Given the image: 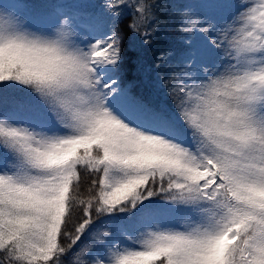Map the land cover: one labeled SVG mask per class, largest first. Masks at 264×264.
<instances>
[{
  "label": "snow or ice",
  "instance_id": "1",
  "mask_svg": "<svg viewBox=\"0 0 264 264\" xmlns=\"http://www.w3.org/2000/svg\"><path fill=\"white\" fill-rule=\"evenodd\" d=\"M165 14L171 106L124 82ZM0 264H264V0L0 3Z\"/></svg>",
  "mask_w": 264,
  "mask_h": 264
},
{
  "label": "trees",
  "instance_id": "2",
  "mask_svg": "<svg viewBox=\"0 0 264 264\" xmlns=\"http://www.w3.org/2000/svg\"><path fill=\"white\" fill-rule=\"evenodd\" d=\"M5 0H0V3ZM20 5L23 16H30L34 10L44 4H73L78 0H7ZM93 4H102L103 0H88ZM206 0H162L165 4H200ZM130 22V21H128ZM128 62L125 67L124 82L130 85L134 95L156 105L171 106V97L167 94L168 69L161 65L159 57L166 51L179 52L185 46L184 37L177 31L173 18L162 15L159 35L151 46L142 43L140 36L128 33ZM15 95V93H10ZM98 231L112 233L116 224L98 221ZM118 223V222H117ZM95 250V248H94Z\"/></svg>",
  "mask_w": 264,
  "mask_h": 264
}]
</instances>
